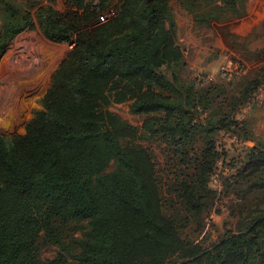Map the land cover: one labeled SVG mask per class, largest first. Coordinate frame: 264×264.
<instances>
[{
	"label": "trees",
	"instance_id": "1",
	"mask_svg": "<svg viewBox=\"0 0 264 264\" xmlns=\"http://www.w3.org/2000/svg\"><path fill=\"white\" fill-rule=\"evenodd\" d=\"M178 1L233 37L248 0H210L202 14L203 0ZM38 5L0 0V60ZM37 13L47 40L74 47L25 133L0 136V264H264V140L237 120L264 76L176 85L164 71L184 55L170 0H66L64 12ZM123 103L145 117L140 128L110 111ZM223 134L252 145L219 144ZM217 204L230 229L205 246ZM41 246L56 257L42 260Z\"/></svg>",
	"mask_w": 264,
	"mask_h": 264
},
{
	"label": "rangeland",
	"instance_id": "2",
	"mask_svg": "<svg viewBox=\"0 0 264 264\" xmlns=\"http://www.w3.org/2000/svg\"><path fill=\"white\" fill-rule=\"evenodd\" d=\"M91 1L88 0V3ZM65 3L66 0H38L39 5L33 10V28L12 39L7 52L1 57L0 136L9 138L25 133L32 111L39 108L38 103L49 89L53 74L73 49V45L52 43L47 40L41 33L38 23L39 8L52 7L64 12ZM215 6L210 0H203L196 14L214 9ZM170 7L177 24V44L182 48L184 55L182 61L164 71L176 85L184 89L194 87L196 74L217 75L222 66L243 67L244 74L241 77L257 74L264 76V0H248L246 15L229 22L227 28L233 33V37H223L215 23H212L214 26H208L202 22H195L193 15L185 10L178 0H170ZM225 11H220L221 17L225 16ZM227 13L229 14L228 10ZM116 15L117 10L113 8L100 16V23ZM1 24L0 18V27ZM246 29L248 31H244ZM110 111L136 128H140L145 119L132 115L129 111V103L114 104L110 107ZM246 116L244 119L250 122L255 130L254 134L264 140V119ZM143 144L150 149L157 161L161 159L157 143ZM211 188L221 191L220 174L212 180ZM226 212L227 209L220 204L210 209V217L206 221L208 234L205 246L216 243L220 236L230 229L225 225L228 221ZM191 232L192 230L188 229L185 234L194 237ZM39 256L44 261L53 260L56 257V249L41 246Z\"/></svg>",
	"mask_w": 264,
	"mask_h": 264
},
{
	"label": "built area",
	"instance_id": "3",
	"mask_svg": "<svg viewBox=\"0 0 264 264\" xmlns=\"http://www.w3.org/2000/svg\"><path fill=\"white\" fill-rule=\"evenodd\" d=\"M244 72V69L240 66L230 68V66H222L220 72L217 75L210 73H198L195 75L194 80L198 85H206L217 80L224 82H233L235 79ZM264 106V84L258 89V92L254 95L251 101L243 107L239 113L237 120L242 121L244 116L252 115L255 108ZM247 117V116H246ZM245 117V118H246ZM219 144L234 146L235 148L242 149L246 146L251 145L250 143L243 142L235 136L230 134H223L219 140ZM219 172L223 169V162H218ZM218 176V175H217Z\"/></svg>",
	"mask_w": 264,
	"mask_h": 264
},
{
	"label": "crops",
	"instance_id": "4",
	"mask_svg": "<svg viewBox=\"0 0 264 264\" xmlns=\"http://www.w3.org/2000/svg\"><path fill=\"white\" fill-rule=\"evenodd\" d=\"M251 28L253 29L254 27H251ZM244 31H248V29H246ZM251 117H255L256 119H264V108H262V107L255 108V110H254L253 114L251 115Z\"/></svg>",
	"mask_w": 264,
	"mask_h": 264
},
{
	"label": "bare ground",
	"instance_id": "5",
	"mask_svg": "<svg viewBox=\"0 0 264 264\" xmlns=\"http://www.w3.org/2000/svg\"><path fill=\"white\" fill-rule=\"evenodd\" d=\"M16 43H17V41H16ZM18 45V44H17ZM17 63V62H16ZM3 64H5V63H3ZM8 64V63H7ZM16 65V64H15ZM13 68H14V65H13ZM21 68V67H20ZM12 69V68H11ZM21 70V69H20ZM6 71V70H5ZM12 74H13V72H12ZM5 75V74H4ZM8 77V76H7Z\"/></svg>",
	"mask_w": 264,
	"mask_h": 264
},
{
	"label": "water",
	"instance_id": "6",
	"mask_svg": "<svg viewBox=\"0 0 264 264\" xmlns=\"http://www.w3.org/2000/svg\"><path fill=\"white\" fill-rule=\"evenodd\" d=\"M107 20H105L104 22H106ZM72 46V45H71ZM73 47H74V45H73ZM253 227V226H252ZM251 229V228H250Z\"/></svg>",
	"mask_w": 264,
	"mask_h": 264
}]
</instances>
